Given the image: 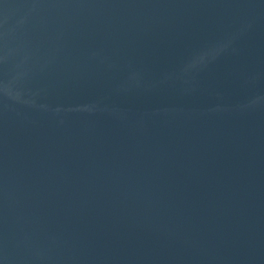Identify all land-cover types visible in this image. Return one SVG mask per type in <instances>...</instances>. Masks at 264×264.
<instances>
[{
  "label": "water",
  "instance_id": "1",
  "mask_svg": "<svg viewBox=\"0 0 264 264\" xmlns=\"http://www.w3.org/2000/svg\"><path fill=\"white\" fill-rule=\"evenodd\" d=\"M0 264H264V0H0Z\"/></svg>",
  "mask_w": 264,
  "mask_h": 264
}]
</instances>
